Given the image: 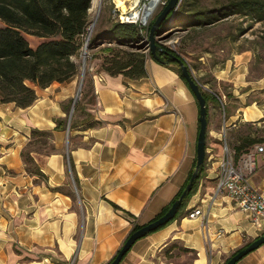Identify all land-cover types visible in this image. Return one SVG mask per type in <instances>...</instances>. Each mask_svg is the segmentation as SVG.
I'll list each match as a JSON object with an SVG mask.
<instances>
[{"label": "crops", "instance_id": "obj_1", "mask_svg": "<svg viewBox=\"0 0 264 264\" xmlns=\"http://www.w3.org/2000/svg\"><path fill=\"white\" fill-rule=\"evenodd\" d=\"M98 26L95 33L110 25ZM25 38L31 47L43 40ZM97 66L96 59H85L80 108L74 107L70 118L62 105L71 100V108L77 75L35 87L37 97L25 108L0 103V264H107L133 225L151 221L189 175L196 159L198 103L176 70L151 57L145 60L146 75L135 79ZM242 71L235 81L237 105L219 100L227 107L221 121L214 114L219 106L208 104L207 133L214 141L206 144L203 175L182 214L137 239L119 264H224L222 254L263 233L248 211L225 192L216 193L222 133L241 120L264 122V105L247 102ZM228 72L220 70L217 79ZM65 116V128H55ZM33 129L49 132L53 148L29 149L27 163L22 152ZM247 160L254 162L251 171L244 167ZM31 166L44 178L30 173ZM237 166L264 192V146L253 147ZM193 207L203 215L188 218ZM177 246L187 251L169 257ZM236 264H264V244Z\"/></svg>", "mask_w": 264, "mask_h": 264}, {"label": "trees", "instance_id": "obj_2", "mask_svg": "<svg viewBox=\"0 0 264 264\" xmlns=\"http://www.w3.org/2000/svg\"><path fill=\"white\" fill-rule=\"evenodd\" d=\"M90 7L91 0H0V21L3 23L2 26L0 25V103H14L17 107L25 108L31 105L37 97L35 87L45 88L52 82H64L79 73V55L88 31ZM233 14L250 16L257 22H264V0H232L212 10L198 8L195 0H181L173 12V24L170 27L211 25ZM169 17L162 23L160 30H165ZM153 20L149 26L114 21L106 31L92 33L87 43V49L91 54L89 57L86 56V60L96 59L97 69L110 75L122 74L132 79L145 76V60L147 57L153 58L148 43L145 41ZM24 33L41 37L43 40L35 47H31ZM157 45L175 54V51L158 41ZM157 55L158 57L153 59L161 65L175 69L188 86L179 65L160 51H157ZM87 75L88 70L85 69V80ZM189 90L191 91L190 88ZM201 92L207 104L208 122V104L211 102L220 106V98L202 89ZM70 104L71 100H68L62 105L66 115L69 113ZM79 108L80 100L75 104V111ZM224 112L227 113L226 105H224ZM254 122L256 121H246L250 131H252ZM66 123V116L57 118L55 128L63 130ZM257 130L254 134L251 132L233 134L231 128L226 133V135L233 134L229 139L225 136V139L232 151L235 164L255 144L264 143V127ZM48 133L37 129L32 130L33 136ZM22 156L25 162H31L29 153L22 152ZM204 162L191 190L182 200L173 219L182 214L186 201L194 193L197 182L204 172ZM194 165L195 161L182 187L153 219L163 215L179 197L189 181ZM29 172L41 179L44 178L43 173L36 166L29 167ZM70 195L72 198L75 197L73 191ZM173 219L157 229L164 227ZM142 225L134 224L130 232ZM180 249L187 251L181 247ZM172 256L173 254L169 257Z\"/></svg>", "mask_w": 264, "mask_h": 264}, {"label": "rangeland", "instance_id": "obj_3", "mask_svg": "<svg viewBox=\"0 0 264 264\" xmlns=\"http://www.w3.org/2000/svg\"><path fill=\"white\" fill-rule=\"evenodd\" d=\"M124 1L125 4L123 7L126 9L125 11L123 7L121 9L118 8L116 0H94V4L92 1L88 11L89 31L91 24L94 23L91 34L98 29V25L101 23L102 25H111L114 21L119 20V14H122V16H125L124 14L126 13L129 14L131 12L129 9L131 0ZM149 1L151 2V0H138L133 8L137 11H142L143 7L147 6ZM230 1L232 0H195V5L201 9L212 10L224 6ZM166 2L167 0H159L152 13L147 16L146 23L140 25L149 26L150 22L157 16ZM140 15L138 13V16ZM168 16L170 17L167 22V27L158 35L157 40L160 44L175 51V55L183 58L202 90L218 96L222 102L229 101V105H237L235 95H237L236 91L239 88L235 86V81L241 78V75L237 77V72L238 69H242L244 74L243 78L248 82L247 87H245L247 91L249 90L247 102L256 99L264 105V22H257L250 16L233 14L211 25L185 28L181 26L170 27L173 24V13ZM139 23L140 21H138ZM0 25H3L1 21ZM24 36L27 37V34L24 33ZM83 49L84 44L79 55L80 68L77 74L78 78H80L83 66ZM88 51L86 49V53ZM145 51H147L146 47ZM222 69L229 71L228 76L219 80L216 74ZM240 81L243 80L241 79ZM83 83L85 84V78ZM84 84L82 85L81 91ZM223 107L221 104L216 110V113H214L217 115L218 121H221L224 117L225 112ZM214 118L216 119V117ZM246 121L250 120L238 121L231 132L233 134L237 132L242 134L251 132V134H254L255 130L264 127V122L256 121L251 128L252 131H250L246 125ZM233 134L229 133L225 136L229 139ZM213 141V137L207 133L206 144L210 145ZM257 145L264 146V143H257L253 147L256 148ZM52 148L48 133L34 135L32 142L23 152L27 154L29 149L48 152ZM228 149L232 155L231 149L229 147ZM222 152L224 153V151ZM235 250L233 249L222 254L220 261H226ZM181 252L182 250L177 246L173 251V255H180Z\"/></svg>", "mask_w": 264, "mask_h": 264}, {"label": "water", "instance_id": "obj_4", "mask_svg": "<svg viewBox=\"0 0 264 264\" xmlns=\"http://www.w3.org/2000/svg\"><path fill=\"white\" fill-rule=\"evenodd\" d=\"M93 0H91L92 2ZM181 0H167V2L164 4L161 11L157 14L154 21L151 23L149 31H148V37L146 39L150 53L153 56V58H157V51L162 52L163 54H166L172 61H175L180 68L181 74L186 80L189 88L191 89L193 95L195 96V99L198 103V122H199V129L197 134V143H196V160L195 165L193 168V172L189 178L188 183L186 184L185 188L179 195V197L171 204V206L168 208V210L161 216H159L156 219H153L146 224L140 226L138 229L130 232L126 239L124 240L123 244L115 254V256L107 263V264H119L121 259L123 258L124 254L131 248L133 243L145 236L150 231H153L157 229L158 227L166 224L169 220L173 219L177 213L178 208L181 205L182 200L186 196V194L191 190L192 184L194 180L197 178L201 166L204 162L206 150H205V144H206V135H207V104L204 96L201 92V86L199 83L195 80L193 77L191 70L189 69V66L186 64V62L178 55H175L171 52L166 51L162 47L157 45V37L160 35L163 30H160V26L165 21L168 15L172 14L180 4ZM150 3V1H149ZM148 3V4H149ZM144 10V8H143ZM142 10V16L143 11ZM147 20L144 21V19L141 20V22L146 23ZM93 24H91L90 28V35L92 31ZM88 43V41H87ZM87 43L85 44L87 49ZM85 59H86V50L83 54V66L79 78L78 88L75 97L73 98V102L71 105V108L69 110V118L74 110L76 101L80 95V91L83 85L84 81V75H85ZM68 131V130H67ZM262 244H264V233L257 236L256 238L252 239L251 241L247 242L245 245L241 246L235 252L228 257L226 262L224 264H236L241 258H243L248 253L256 250L259 248Z\"/></svg>", "mask_w": 264, "mask_h": 264}, {"label": "built area", "instance_id": "obj_5", "mask_svg": "<svg viewBox=\"0 0 264 264\" xmlns=\"http://www.w3.org/2000/svg\"><path fill=\"white\" fill-rule=\"evenodd\" d=\"M145 7V6H144ZM143 7V8H144ZM143 10V9H142ZM138 10V13H141ZM119 14V22H129L142 24V15L137 17H130L128 13ZM90 37V31H87L84 40V51L86 50L85 44ZM87 55V53H86ZM226 132L222 133L223 137V155L218 161L217 171H216V193L225 192L238 206V208L248 211L250 214L251 223L262 230L264 233V192L259 190L254 186L248 179V177L243 173V171L234 163L232 155L229 153L227 143L225 141ZM256 149L263 151L262 145H257ZM253 160L244 162V167L249 169L253 168ZM203 215V211L199 207H193L189 212H187L188 218H194Z\"/></svg>", "mask_w": 264, "mask_h": 264}, {"label": "bare ground", "instance_id": "obj_6", "mask_svg": "<svg viewBox=\"0 0 264 264\" xmlns=\"http://www.w3.org/2000/svg\"><path fill=\"white\" fill-rule=\"evenodd\" d=\"M117 1V6H118V8H122L123 6H124V4H125V1L124 0H116ZM158 1L159 0H151V2L147 5V6H145L146 8H144V12H143V16H142V19H144V21L145 20H147V16H149L151 13H152V11L154 10V8L156 7V5H157V3H158ZM137 2H138V0H131L130 1V5H129V9H130V13H129V15H130V17H137L138 16V11L137 10H135L133 7H134V5L135 4H137ZM93 4H94V0H93V2H92ZM123 9H124V11L126 10L124 7H123ZM124 14V13H123ZM139 15H140V13H139ZM124 17V16H123ZM93 28V27H92Z\"/></svg>", "mask_w": 264, "mask_h": 264}]
</instances>
